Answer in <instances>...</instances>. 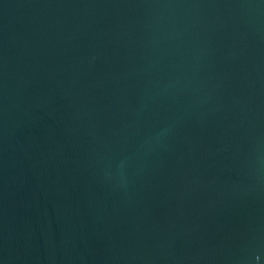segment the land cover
Wrapping results in <instances>:
<instances>
[{
    "label": "water",
    "instance_id": "95a60500",
    "mask_svg": "<svg viewBox=\"0 0 264 264\" xmlns=\"http://www.w3.org/2000/svg\"><path fill=\"white\" fill-rule=\"evenodd\" d=\"M0 264H264V0H0Z\"/></svg>",
    "mask_w": 264,
    "mask_h": 264
}]
</instances>
